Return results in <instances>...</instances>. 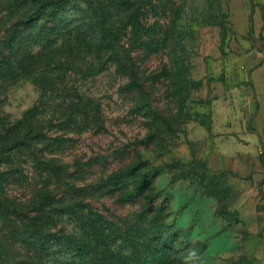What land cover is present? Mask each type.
<instances>
[{
  "label": "rangeland",
  "instance_id": "1",
  "mask_svg": "<svg viewBox=\"0 0 264 264\" xmlns=\"http://www.w3.org/2000/svg\"><path fill=\"white\" fill-rule=\"evenodd\" d=\"M134 1L140 4L142 24L171 19L175 31L183 24L191 35L187 65L192 84L181 94L185 104L179 107L172 96L177 68L170 66L169 52L138 41V28L128 27L122 33L153 106L177 129L169 131L168 123H160L165 138L162 145L146 142L152 114L138 106L142 99L126 89L128 77L114 61L107 60L100 67L96 56L84 58L75 36L51 45L45 38L40 46L37 32L49 23L20 24L24 13L35 6L33 0H0V51L37 55L34 73L18 75L17 67L5 83L0 80V89L7 88L0 94V118L14 121L27 110L38 109L51 139L45 152L68 164L70 170H84L78 181L81 185L97 188L139 153L155 174L152 191L135 203H124L118 200L120 192L99 189L87 197L83 212H100L117 228L138 221L143 204L152 192L158 193L156 205L167 204L163 211L167 217L163 215L161 222H169L175 230L168 249L176 261L173 264H264V195L259 179L264 173L260 160L263 141L255 154H230L222 158V167H211L216 141L211 135H194L193 131L194 124L211 123V98L221 95V91L212 90L214 81L227 89L250 82L248 74L259 61L253 52H264V0H172V11L155 9L151 0ZM163 2L167 0H153L157 5ZM243 5L249 13L254 9L252 17L247 13L246 25H241ZM75 16L68 11L58 21L64 25ZM54 58L64 62L63 69L53 64L49 67ZM223 142L232 145L226 138ZM14 163L31 165L26 157L16 158ZM28 190L27 183L9 188L18 196ZM65 227L68 229L69 223ZM217 238L220 243L211 248ZM15 250L25 251L21 246ZM193 252L195 256L189 259Z\"/></svg>",
  "mask_w": 264,
  "mask_h": 264
},
{
  "label": "trees",
  "instance_id": "2",
  "mask_svg": "<svg viewBox=\"0 0 264 264\" xmlns=\"http://www.w3.org/2000/svg\"><path fill=\"white\" fill-rule=\"evenodd\" d=\"M33 2L35 6L24 13L20 24L30 27L35 22L49 23L47 26L41 25L37 32L36 41H39L40 46L44 45L42 39L45 38H48L47 45H51L61 38L71 40L75 36L77 47L84 58L96 56L100 67L105 61L112 60L128 77L126 89L137 95V99L140 97L142 101L138 106L152 114L147 143L159 146L165 141L160 128L162 121L169 124V131L177 130L172 129V122L153 106L151 93L140 75L136 60L125 46L122 33L128 27L138 28V41L152 46L153 50L163 48L169 52L170 66L177 68L172 96L176 97L175 104L182 107L185 100L181 94L188 92L192 84L187 65L191 35L183 24L176 31L171 19L167 23L142 24L141 7L134 0ZM150 3L155 9L161 7L168 11H172L171 6H175L172 0L159 5L153 3V0ZM177 9L182 10L180 6ZM68 11L76 16L73 22L61 25L58 18L64 17ZM253 12L252 8L251 17ZM169 35L175 38L169 39ZM36 56L18 50L8 53L0 51L2 83L12 73H16L17 67L18 75L34 73ZM63 63L54 58L48 65L63 69ZM69 65H72L71 61ZM6 89H0V94L5 93ZM168 91H171L170 87ZM50 141L36 108L27 110L23 117L14 121L0 118V264L176 262L168 250L173 245L175 230L169 222H161L167 204L162 207L156 205L158 193L152 192L151 198L143 204L138 221L123 223V226L117 228L114 221L100 212L92 209L87 214L83 212L87 197L99 189L104 188L111 193L120 192L118 200L124 203H135L138 198L152 191L155 174L139 153L97 188H93L90 184L81 185L78 182L83 178L84 170H70L68 164L45 152ZM20 157L28 158L31 165L25 167L14 163ZM261 161L264 163L262 155ZM31 176L34 177L33 181H29ZM20 183H27L29 189L24 196L9 191L11 186ZM66 223H69L68 229ZM120 239L121 242L118 241ZM15 246H21L25 251L19 252Z\"/></svg>",
  "mask_w": 264,
  "mask_h": 264
},
{
  "label": "crops",
  "instance_id": "3",
  "mask_svg": "<svg viewBox=\"0 0 264 264\" xmlns=\"http://www.w3.org/2000/svg\"><path fill=\"white\" fill-rule=\"evenodd\" d=\"M242 8L244 19L241 25L243 23L246 25L249 9L244 5ZM234 12L235 10L231 12L233 22L236 21ZM251 13L252 7L250 8V17ZM253 55L259 61L248 74L250 82L236 83L227 89L222 82L214 81L215 86L212 87V90L221 91V95H214L211 98V123L194 124V135H211L216 141L214 148L216 155L211 160V167H222V158L230 154H238L239 156L255 154L262 141L264 143V138L261 139V134L264 135V52H253ZM224 138L232 145L225 144ZM259 179L261 182L260 189L264 195V173H261ZM220 241V238L214 239L211 248H217L216 246Z\"/></svg>",
  "mask_w": 264,
  "mask_h": 264
},
{
  "label": "clouds",
  "instance_id": "4",
  "mask_svg": "<svg viewBox=\"0 0 264 264\" xmlns=\"http://www.w3.org/2000/svg\"><path fill=\"white\" fill-rule=\"evenodd\" d=\"M195 256V253H191V256L189 257V259H191V257H194Z\"/></svg>",
  "mask_w": 264,
  "mask_h": 264
}]
</instances>
